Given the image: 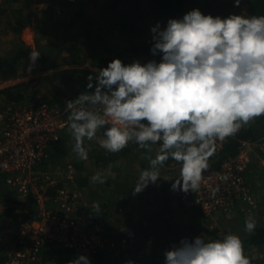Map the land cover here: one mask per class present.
<instances>
[{
    "label": "clouds",
    "instance_id": "1",
    "mask_svg": "<svg viewBox=\"0 0 264 264\" xmlns=\"http://www.w3.org/2000/svg\"><path fill=\"white\" fill-rule=\"evenodd\" d=\"M240 2L235 0L237 7ZM151 33L150 51L159 61L125 65L114 59L88 77L84 92L66 101L72 150L87 161L86 140L112 154L135 144L146 153L148 166L133 195L155 184L170 160L179 165L172 189L194 193L216 142L264 116V15L222 19L194 9L182 19H169L163 28L157 23ZM39 56L29 53V71ZM91 182L104 184L106 178L97 172ZM93 211L101 212L99 202ZM256 226L249 214L246 232ZM164 256L165 264H250L235 234L207 241L203 236L183 238ZM70 264L90 261L78 255Z\"/></svg>",
    "mask_w": 264,
    "mask_h": 264
},
{
    "label": "trees",
    "instance_id": "2",
    "mask_svg": "<svg viewBox=\"0 0 264 264\" xmlns=\"http://www.w3.org/2000/svg\"><path fill=\"white\" fill-rule=\"evenodd\" d=\"M17 1L20 2L18 7L10 6L7 9H4L1 16L6 17L9 23L11 21V23L14 24L11 29L14 34L17 33L18 35H20V33L30 25V23H42L44 26L41 29V42L40 40H37L35 46H30L24 44L21 41H15L12 43V46L9 50L1 53L0 80H8L20 77L21 72L28 70L30 63L28 60L29 53L32 51H37L40 53V56L34 66L40 67L42 71H53L43 79L42 83H44V81H49L50 93L42 100H46L51 105L59 108H66V101L74 100L78 97V95L76 94L77 96L74 95L68 97L66 88L61 84L54 82L57 76L61 74H69V80H78L81 84H83L84 89L86 90L88 77L90 75L95 76L98 69L107 67V65L114 59L121 60L125 65L131 64L133 61H139L141 64H145L154 59L159 61L160 57H154L150 51L152 47V37L150 35L148 25L150 21L148 20L151 16L155 15L157 18H172L173 15L186 12L185 3L183 0H157V8L153 9L152 11L143 10L136 0H108L106 5H102L101 10L102 12H105V14L110 19L106 17L108 21H98V23L97 21H92L93 25H91L88 29L87 42L89 45H87V53L89 54L87 57H80L78 43L75 41L73 48L68 51L71 52L70 54H73L75 57L66 59L63 65H58L54 60V53L58 50H63L68 43V34L72 28L73 21H70L64 27H61V23L58 21L60 14H53L54 9L52 5H49L45 10H43L42 15L40 16L36 10L37 7L36 9L33 8L30 10L31 6L29 5L33 0H15V4ZM34 1L36 2V0ZM96 1L97 0H78V2L83 4V6L91 4L100 5V3H95ZM68 2L69 0L67 3ZM74 2H70V4L67 6L70 8ZM240 3L247 5L250 16L264 15V0H241ZM21 5H26L27 7ZM203 8V13L205 14L212 9V5L206 3ZM32 16H35L37 21H27ZM50 25L53 26V31L51 32L52 36L50 37L49 42H46L44 41V33L45 31H49L51 27ZM86 64L89 66H86ZM65 66H69V68H63ZM60 68L63 69L59 70ZM74 83L78 84L76 81ZM29 85L30 84L28 83H23L18 85L16 88H10L1 91L0 95L4 96L5 100L9 103L23 102L27 99H31L30 97L26 96V90L29 89ZM33 98L34 97H32V99ZM68 114L69 113L67 112V116ZM263 124L264 116L255 119L248 125H244V127L239 131L236 140H230L225 145L223 151L216 158L208 160L207 169L217 170L224 161L234 157L240 143L243 140L252 139L255 141L264 136ZM68 135L71 137L66 129L61 139L52 145L48 160L45 161V166L50 164L51 161L55 163L68 157L70 151V147L68 146ZM88 149V159L92 161L91 164L95 166V168L106 170L109 168V166L115 164L116 162L120 160H129L131 157L135 158V161L137 162L132 166V168L134 169L135 166L139 165L138 174H140L142 169L148 166V161L145 158L146 153L143 150L138 149L135 144H129L128 147L115 154L106 152L104 149L100 148L96 142H93L92 145L88 147ZM152 155L154 156L155 153L153 152ZM73 161L77 171H79L77 173L76 179L78 190L79 188L83 190V188L89 187L88 175H84L83 173L85 172L84 170L87 163L86 161L80 160L77 156L75 159H73ZM175 164L176 163L174 161L170 160L161 170L169 169ZM114 167H117L118 171L117 178H115L117 186L114 187V190L117 193L116 197L130 194L131 185L129 182L132 181L131 179H133V176L131 178L126 176L125 183L122 184L120 183L121 177L118 178L121 167L118 165H115ZM135 179H138V176H136ZM4 182V177L0 174V195L4 194L6 191L4 189ZM173 183L174 182L165 181L159 187L151 184L153 187L150 186L147 193V196L153 195L152 197L155 198L157 205L164 208L162 209L164 212L168 211V208H170L169 205L174 199L171 193V191H173ZM175 191L179 194L177 198V204L175 205L179 208H185L188 206L186 203L187 200L184 196L185 192L179 189ZM4 196L5 195L0 198V204H2L3 207L0 212V221L11 220L9 227L16 226L19 228L22 223L32 222L38 219L39 210L36 201L33 198H28L25 201H21L15 195H8V197L3 198ZM100 207L101 212L98 214L94 213L93 207H88V220L90 222L104 224L109 235V231L111 232L116 230L115 227L118 223L117 221L115 223H109L111 222L110 219H112V215H110L109 211L107 210L108 205L102 204ZM192 211L196 213L198 212V209L193 207ZM193 215L195 216L194 213ZM195 218L199 220V225L200 223H205L201 220L203 217L200 213L199 216H195ZM195 225L196 228H199L201 232L210 234V231L205 227H197L198 225ZM192 228L193 226L191 229L189 227L188 230L191 231ZM241 228L246 232L245 224H243ZM231 229H237V227L232 226ZM212 233L217 234L218 231L213 230ZM219 236H221L220 233ZM244 236L245 237L241 239L244 246V253H250L255 248H261L263 251V256L258 262L259 264H264V226L257 225L252 233L247 232V234H244ZM124 237L131 239L133 236L126 234ZM187 238L189 240L192 239L191 236ZM181 239L183 238H180L174 244L178 245ZM144 244L145 243L140 239L136 241V246L143 247ZM138 248L139 247H137V249ZM143 248H145V250L140 256V264H165L164 252L167 249H163L160 245L155 243H151ZM106 252H101L98 254V263L115 264V262H112L113 255L109 252ZM43 254V257L46 255L50 259L53 255H57L58 257L56 256V258L58 260H56L54 264H70V262L79 255L58 245L45 246L43 249Z\"/></svg>",
    "mask_w": 264,
    "mask_h": 264
},
{
    "label": "built area",
    "instance_id": "3",
    "mask_svg": "<svg viewBox=\"0 0 264 264\" xmlns=\"http://www.w3.org/2000/svg\"><path fill=\"white\" fill-rule=\"evenodd\" d=\"M70 2L74 0H69L68 5ZM14 4L15 0H0V16ZM23 80V77L0 80V92L16 88ZM30 98L9 103L0 95V174L6 185L22 198H33L39 210L38 219L19 227L17 247L9 253L6 264H39L44 247L49 245L85 255L90 264H99L101 252L120 256L132 249L135 240L114 238L108 235L104 224L88 220V206L82 202L77 188L78 171L74 164H67L64 173H57L60 177L46 169L52 145L67 129V111L39 96ZM239 131L217 141L209 160L216 158L230 140H236ZM253 162L264 167V136L255 141L243 140L236 155L224 161L219 169H206L199 191L184 193L187 205L197 208L205 221L240 210L252 213L258 205L246 173ZM153 185L159 187V179ZM55 259L53 255L52 260Z\"/></svg>",
    "mask_w": 264,
    "mask_h": 264
},
{
    "label": "rangeland",
    "instance_id": "4",
    "mask_svg": "<svg viewBox=\"0 0 264 264\" xmlns=\"http://www.w3.org/2000/svg\"><path fill=\"white\" fill-rule=\"evenodd\" d=\"M68 0H36V2L33 0L29 6H31L32 10L33 8L36 9L41 16L43 13V10H45L49 5L53 6V14H60V17L58 18V21L61 23V27H64L67 25L70 21H73V25L71 30L68 34V43L66 44L65 48L63 50H58L54 53V60L58 65H63L66 61V59H69L70 57L74 58L75 56L73 54H70V51L73 48V45L78 43V49L80 53V57L85 58L89 53H87V45L89 43L87 42V36H88V29L91 25H93L92 21H108L106 17H108L105 12H102L101 8L102 5H106L108 0H97L95 3H100V5L97 4H91V5H84L78 0H75V2L70 6V8L67 6ZM185 3V10L184 13H179L176 15H173L172 18H164V17H155L151 16L148 21L150 35L152 37L151 28L154 27L157 23L161 25V27H165L167 24V21L169 19H182L183 16L194 10L199 9L202 14L203 13V6L207 3L212 5V9L205 13L204 15H211L214 18L220 17V18H227L231 14L235 15H244V16H250L248 13V7L246 4H241L237 7L234 0H183ZM136 2L139 3L140 7L145 11H152L153 9L157 8V0H136ZM19 1L13 6L18 7ZM67 3V4H66ZM25 6L26 5H21ZM63 11V12H62ZM109 18V17H108ZM110 19V18H109ZM27 21H37L35 16L30 17ZM92 22V23H91ZM11 23V21H10ZM9 21H7L6 17L0 16V54L9 50L12 46V43L15 41H21L26 45L35 46V43L37 40H40L41 42V36H42V27L44 26L42 23H34L26 27L20 35L17 33H13L12 26L14 24H10ZM91 23V24H90ZM42 24V25H41ZM49 25V24H48ZM51 26V25H50ZM53 31V26L50 27L49 31H45V40H50V37L52 36L51 32ZM19 39V40H16ZM78 41V42H77ZM151 61V60H150ZM86 66H89L86 64ZM63 68H69V66H65ZM63 68H60L59 70H62ZM53 72V71H52ZM51 71H42L40 67L32 66L31 70H27L24 72H21L20 77H23L24 84L28 83L30 84L29 89L26 90V96L28 97H36L39 96L41 99H43L45 96H47L50 91V83L49 81L42 83L43 79L50 73ZM70 75L68 74H61L59 76L54 77V82L59 83L62 86H64L67 90L68 97L79 95L82 92L85 91L83 84H81L78 80H69ZM77 82L78 84H75L74 82ZM76 95V96H77ZM264 125V124H263ZM262 127V126H261ZM64 135V133H63ZM69 137V135H68ZM93 142H96L93 140ZM92 141H86L85 146L88 148L93 143ZM73 143L71 137H69L68 146L70 147L69 155L64 160H60L57 162H52L46 166V169L51 171V173H64L65 166L69 163H74L73 159L76 158V154L73 152ZM135 158H132L127 160V164L125 165L124 160H120L116 162L115 164L111 165V167L107 168L106 170L95 168L91 163V160H87V165L85 166V172L84 175H88L89 180V187H85L82 189L79 188V192L81 193V199L82 202L85 203L88 207H93L94 202H99L100 205H108L107 210L109 211V214L112 215V219H110L111 222L109 223H115L117 221V218L119 216L123 215V220L121 221L122 225L117 224L115 227L116 230L111 232V235L114 238L124 236L126 234H130L131 239L135 240V245L132 249H129L127 252L123 253L120 256L113 255L112 256V262H115V264H127L128 261L134 262V264H140L141 261V255L144 252L147 245L153 243L155 240L161 244L163 243L164 237L166 235H169V233L179 231L180 236L184 235L186 236V233H194L192 236L195 237V233L198 236H203V238L207 240H216V239H222L227 234H235L238 235L241 239L244 236V234H247V232L243 231L241 226L245 224V219L249 214L254 216L256 220V224L260 226H264V167L259 165L258 162H253L251 167H249V170L246 173V181H248L252 193L254 194L256 200H257V209L253 211L252 213L246 214L242 210L238 211L235 214L232 215H225V216H218L214 217L211 220H204L201 219L205 223L199 225V220L195 218V216H199L198 212H193L192 207L186 206L183 210L184 211H178L176 208L177 204V198L178 193L173 190L171 191L172 197L174 199L172 200L171 204L169 205L170 208H168L167 213L163 212L161 215L160 208L157 205V202L155 198H153V195L148 194V190L151 184L147 188H145L142 192L133 195V187L136 184L135 177L139 176V165L135 166L133 169L132 166L135 164ZM115 165H118L121 167L120 175L118 178H120V183H125L126 176L128 178H131L133 176L132 181L129 182L131 185V192L128 195H122L118 198L116 197V191L114 190V187L117 186L115 178H117V167H114ZM125 165V166H124ZM163 173H162V172ZM160 171V179L159 183L160 185L165 181L175 182L174 180L178 178L179 176V165L175 164L171 168L166 170ZM79 172V171H78ZM97 172H102L104 177L106 178V182L104 184L99 183H92L91 177L96 174ZM58 175V174H57ZM59 176V175H58ZM60 177V176H59ZM62 180L65 181L64 177L62 176ZM115 180V181H114ZM5 183V182H4ZM6 187V188H5ZM153 187V186H152ZM78 188V187H77ZM4 189L6 190L4 194L0 195V198L5 195L3 198L8 197V195L12 196L15 195L18 197L19 200L25 201L26 198H22L20 195H18L16 192L14 193L12 189H10L6 183L4 185ZM146 191V193H145ZM150 193V192H149ZM150 197V198H149ZM149 198V199H148ZM150 200V202H149ZM149 202V203H148ZM120 205L124 207H130L135 208L137 210V221H139V226H132L130 225V218L128 217V211L124 210L123 208H120ZM132 205V206H131ZM2 204H0V212L2 209ZM185 214H183V213ZM195 214V216L193 215ZM185 216H189L187 219ZM121 217V218H122ZM163 217V218H162ZM11 220H1L0 221V264H6L7 258L9 253H11L16 247L18 243V232L19 228L16 226L9 227ZM197 227H205L210 231V234H205L204 232H201L199 228ZM193 226L192 230L189 231L188 228ZM232 226L237 227V229H231ZM188 227V228H187ZM169 229V231L167 230ZM213 230H217L218 233L214 234L212 233ZM219 233L221 236H219ZM155 236H158L157 239L154 240ZM140 239L145 244L142 246H136V241ZM9 241V242H8ZM137 247H139L137 249ZM138 250V251H137ZM139 252V253H138ZM44 255V254H43ZM42 255V256H43ZM57 256V255H56ZM245 256L249 259L250 263L259 264V260L263 256V251L261 248H255L250 253H245ZM58 257V256H57ZM58 260L57 258L55 260H52V258H48V256H44L42 258V262L39 264H54L55 261Z\"/></svg>",
    "mask_w": 264,
    "mask_h": 264
},
{
    "label": "crops",
    "instance_id": "5",
    "mask_svg": "<svg viewBox=\"0 0 264 264\" xmlns=\"http://www.w3.org/2000/svg\"><path fill=\"white\" fill-rule=\"evenodd\" d=\"M128 159V158H127ZM125 161V165L127 164V160H124ZM135 163H137V162H135ZM124 165V166H125ZM135 168V167H134ZM158 187V186H157ZM115 198H118V197H115ZM119 199V198H118ZM132 206V205H131ZM120 208H123L124 210H127L128 211V217L130 218L129 220H130V225H132V226H139V221H137V210L135 209V208H130V207H128V209H127V207H124V206H122V205H120ZM158 208H160L159 210H160V212H161V215H162V213L164 212V211H162V209H164L163 207H161V206H159ZM176 208L178 209V211H184L183 209L184 208H179L178 206H176ZM165 213H167V212H165ZM183 213V212H182ZM183 214H185V213H183ZM123 216V215H122ZM121 215L119 216V218H117V223L119 224V225H122V223H121V221H122V219H123V217H122ZM122 217V218H121ZM186 217V219L189 217V216H185ZM163 218V217H162ZM117 226V225H116ZM188 228V227H187ZM168 231H169V229H167ZM111 232H113V231H111ZM111 232L109 231V233H110V235H111ZM178 234V235H177ZM194 233H186V236H184V235H182V236H180V233H179V231H177L176 230V232H174L173 230H172V232L171 233H169V235H166L165 237H164V240H163V243H161V244H159L155 239H157L158 238V236H155V238H154V242L153 243H155V244H157V245H160L163 249H167V250H169L170 248H171V245L172 244H174L175 242H177L180 238H187V237H189V236H191L192 237V239H194L195 237H197V234L195 233V237H193L192 235H193ZM112 236V235H111ZM179 238V239H178ZM9 242V241H8Z\"/></svg>",
    "mask_w": 264,
    "mask_h": 264
}]
</instances>
